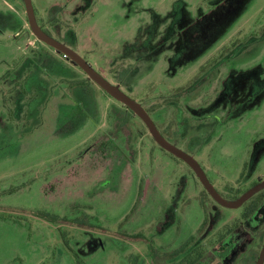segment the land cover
Returning <instances> with one entry per match:
<instances>
[{
	"label": "rangeland",
	"instance_id": "rangeland-1",
	"mask_svg": "<svg viewBox=\"0 0 264 264\" xmlns=\"http://www.w3.org/2000/svg\"><path fill=\"white\" fill-rule=\"evenodd\" d=\"M32 2L39 23L60 11L55 38L140 103L165 137L174 130L170 142L225 199L264 180V0ZM29 55L44 58L25 109L15 86ZM218 59L232 60L219 75L202 72ZM201 76L195 93L183 92ZM135 118L35 37L23 0H0V264H171L183 242L215 243L235 223L229 240L203 247L200 264H256L264 192L241 222L251 199L218 205Z\"/></svg>",
	"mask_w": 264,
	"mask_h": 264
},
{
	"label": "water",
	"instance_id": "water-1",
	"mask_svg": "<svg viewBox=\"0 0 264 264\" xmlns=\"http://www.w3.org/2000/svg\"><path fill=\"white\" fill-rule=\"evenodd\" d=\"M23 2L25 4L29 26L35 37L41 43L54 49L56 53L63 55L73 65L79 67L88 76L89 80L93 81L111 97L132 110L145 123L151 135L162 149L185 162L193 170V172L196 174L197 178L205 188L206 192L217 204L227 209H238L241 208L255 195L264 190L263 180L246 191L238 199L234 201L225 199L210 182L199 162L193 156L169 142L162 135L148 112L142 107L140 103L127 95L119 86L114 85L108 79H106L74 49L47 34L38 23L32 0H23ZM256 264H264V245Z\"/></svg>",
	"mask_w": 264,
	"mask_h": 264
},
{
	"label": "trees",
	"instance_id": "trees-1",
	"mask_svg": "<svg viewBox=\"0 0 264 264\" xmlns=\"http://www.w3.org/2000/svg\"><path fill=\"white\" fill-rule=\"evenodd\" d=\"M95 3L97 4V2L95 1ZM95 4V5H96ZM10 15H14V13H12V11L9 13ZM58 14H60V11L57 12L56 14H53V16L51 17H48L49 19H41V27L50 35L54 36V32L52 31V29L58 24L57 21H55V18L58 17ZM17 21H21V20H17ZM20 24H22L20 22ZM49 25V27H47ZM55 37V36H54ZM58 39L59 41L63 42V43H66L64 41V39H60V38H56ZM52 49V48H50ZM34 53V52H33ZM32 53V54H33ZM233 55V54H232ZM36 58H38L37 60H43V55H32V56H28L26 59L23 60L22 64L20 63L17 67V70H18V76H17V81H16V86L15 88L17 89V91L19 92L18 96H20V99L19 97L17 96L16 98L20 101L21 99L23 98H26L28 97V102L27 104L25 105V109L28 108V104L32 103L34 100H35V97L33 96L32 98H30V94L31 92L29 90H27V87H26V82L27 80L33 76V74H35L37 72V70L40 68L38 66V61L36 60ZM230 58V57H229ZM223 59V58H222ZM222 59H218V60H215L214 62H212L207 68H204L202 69V72L205 74V73H209L210 71L213 73V75H219L221 74L222 72V69L225 68V64L228 63V61L232 60V59H228V60H223ZM87 60V59H86ZM36 68V71L35 73L34 70ZM215 72H217L218 74H214ZM19 78V79H18ZM203 77H199L197 78L196 80H194L193 84L195 85L194 87H192V85H189L186 89L183 90L184 93H188V94H191V93H195V91L199 88V84L198 83H201L203 81ZM206 80H204L203 82H205ZM78 83H74V87H77L79 85H77ZM26 88V90H25ZM32 91V90H31ZM259 92L256 91L255 94H254V98L255 96L258 94ZM109 95V94H108ZM110 96V95H109ZM30 98V99H29ZM253 98V99H254ZM17 100V101H18ZM18 105L20 106V108L22 107L21 104L18 103ZM17 106V105H16ZM191 107V106H190ZM24 109V110H25ZM192 109V108H191ZM191 111V110H190ZM131 112V111H130ZM133 114V112H131ZM149 113V112H148ZM41 114L40 110L38 109V115ZM135 116V114H133ZM152 117V116H151ZM135 119H138L141 124H143V122L138 118L136 117ZM143 127H144V131L147 132V129L146 127L144 126L143 124ZM175 134L176 132L174 130H172L170 133H168L166 136L168 137V139H171L172 141L174 142H178V137L175 138ZM192 171V170H191ZM193 173V172H192ZM194 174V173H193ZM195 176V175H194ZM262 179H258V181H260ZM257 184V183H256ZM255 186V184L253 185ZM264 192V191H263ZM205 194L210 197L207 192L205 191ZM261 195L260 196V199H263L264 195L263 193L262 194H259ZM236 199V197H235ZM246 207H245V211L244 213L242 214L241 218H240V221L241 222H245V221H248L252 218V215L255 214V212L258 210L259 207H257L255 205V202L254 200H250L248 203L245 204ZM207 222V220H206ZM205 224V223H204ZM240 224L239 223H235L233 228H228L226 231H223V233H217V236L215 237L216 241L215 243H212L210 244L209 243V240L206 238V241L202 244H196L195 243V239L194 237L188 241H185L183 242L181 245H180V249H179V255L180 257L178 258H175V259H179L178 261L176 262H172L171 264H200V261L202 260V258L204 257V254H203V247H207V249H213L214 247L218 246L220 243H222L226 238H228L230 235H231V231H235L239 228ZM219 230V229H217ZM200 232V236H202L204 234L205 231H199ZM226 232V233H225ZM210 244V245H209ZM92 245V244H91ZM210 251H208L209 253ZM178 262V263H177Z\"/></svg>",
	"mask_w": 264,
	"mask_h": 264
},
{
	"label": "flooded vegetation",
	"instance_id": "flooded-vegetation-1",
	"mask_svg": "<svg viewBox=\"0 0 264 264\" xmlns=\"http://www.w3.org/2000/svg\"><path fill=\"white\" fill-rule=\"evenodd\" d=\"M39 23V22H38ZM39 25H40V23H39ZM40 27H41V25H40ZM42 28V27H41ZM43 29V28H42ZM44 30V29H43ZM45 31V30H44ZM46 32V31H45ZM47 33V32H46ZM48 34V33H47ZM50 35V34H49ZM50 36H52V35H50ZM52 37H54V36H52ZM55 38V37H54ZM56 39V38H55ZM58 40V39H57ZM61 42V41H60ZM63 43V42H62ZM54 50V49H53ZM55 51V50H54ZM68 61V60H67ZM91 81V80H90ZM93 82V81H92ZM104 91V90H103ZM113 98V97H112ZM116 100V99H115ZM122 104V103H121ZM123 105V104H122ZM124 106V105H123ZM127 110H129V111H131V112H133L132 110H130L129 108H127L126 106H124ZM133 114H135L134 112H133ZM149 114V113H148ZM135 116L136 117H138L136 114H135ZM151 117V116H150ZM139 118V117H138ZM152 118V117H151ZM140 119V118H139ZM141 120V119H140ZM152 120L154 121V119L152 118ZM142 121V120H141ZM143 122V121H142ZM154 123H155V121H154ZM143 124H144V126L146 127V129H147V131H148V133L150 134V136L153 138V136L151 135V133H150V131H149V129L147 128V126L145 125V123L143 122ZM156 124V123H155ZM157 126V125H156ZM161 132V131H160ZM163 135V134H162ZM164 136V135H163ZM165 137V136H164ZM169 142H170V140L168 139V137H165ZM153 140L155 141V139L153 138ZM156 142V141H155ZM156 144H157V142H156ZM173 144V143H172ZM158 145V144H157ZM159 146V145H158ZM160 147V146H159ZM161 148V147H160ZM164 150V149H163ZM183 150V149H182ZM185 152H187L188 154H190L191 155V153H190V151H186V150H184ZM192 156V155H191ZM185 163V162H184ZM191 169V168H190ZM192 170V169H191ZM192 172H193V170H192ZM194 173V172H193ZM194 175L196 176V174L194 173ZM196 178H197V176H196ZM198 179V178H197ZM198 181H199V179H198ZM261 181H263V180H260L259 182H261ZM200 182V181H199ZM258 182V183H259ZM201 183V182H200ZM257 183V184H258ZM203 186V185H202ZM204 188V187H203ZM204 190H205V188H204ZM206 191V190H205ZM264 191V190H263ZM208 194V193H207ZM209 195V194H208ZM210 196V195H209ZM219 205V204H218ZM227 240H229L230 239V236L228 237V238H226ZM219 245H222V243H220ZM218 245V246H219ZM217 247V246H216ZM258 261V260H257ZM257 263V262H256Z\"/></svg>",
	"mask_w": 264,
	"mask_h": 264
}]
</instances>
